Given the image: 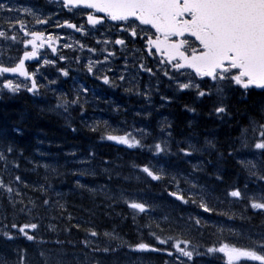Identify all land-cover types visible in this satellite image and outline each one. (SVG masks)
Wrapping results in <instances>:
<instances>
[{
    "label": "trees",
    "instance_id": "trees-1",
    "mask_svg": "<svg viewBox=\"0 0 264 264\" xmlns=\"http://www.w3.org/2000/svg\"><path fill=\"white\" fill-rule=\"evenodd\" d=\"M157 83L169 99L145 104L140 88L126 92L128 98L118 91L122 109L130 111L131 103L132 109L140 107L132 114L99 106L100 89L99 97L93 93L91 101L69 100L64 109L24 90L0 88V179L7 182V187L0 184V264H54L57 257L65 264L176 262L177 255L168 256L172 246L162 249L151 233L168 240L178 231L191 238L194 255L203 256H195L192 264H227L218 254L205 252L208 244L245 246L264 239V210L251 208V199L264 195V152L253 146L258 127L252 131L264 124V89L243 93L221 85L227 113L218 115L215 82L200 83L210 90L204 97L194 88L177 89L166 77ZM107 111L110 122L96 115ZM131 130L135 135H129ZM125 133L140 144L129 147L107 139ZM157 142L164 151L156 152ZM184 148L188 154L180 151ZM247 161L256 166L246 168ZM143 166L161 179L153 180ZM234 188L240 189V198L228 195ZM133 201L148 207L133 210L128 206ZM201 201L212 210L201 208ZM31 223L37 228L26 230L34 237L28 240L18 227ZM139 242L152 245L145 258H139L143 250L134 247Z\"/></svg>",
    "mask_w": 264,
    "mask_h": 264
},
{
    "label": "snow or ice",
    "instance_id": "snow-or-ice-1",
    "mask_svg": "<svg viewBox=\"0 0 264 264\" xmlns=\"http://www.w3.org/2000/svg\"><path fill=\"white\" fill-rule=\"evenodd\" d=\"M10 3L11 0H0V11L9 14L6 23L13 31L17 30L16 26L18 25L19 30L26 33V37H31V39H23V44L31 45V51H24L23 56L17 57L11 66H6L0 61V75L13 73L25 78H32L31 87L27 90L33 92L38 89L39 85L33 74L26 70L25 59L37 55L38 48L44 43L45 34L36 31L28 32L23 20L10 15L14 11ZM62 4L65 9H77L81 11L82 18L86 17V23L80 25L78 29L76 24L65 20L64 25L69 28L84 32L86 26H102L104 23L113 21L120 22L121 31L130 37L140 36L147 49L146 54H159L160 59L157 66L164 68V76L176 81V87L179 90L194 88L198 97H204L210 94V90L202 89L200 84L195 83V79L211 78L217 84L216 93L219 99L216 101L218 106L214 108V112L218 115L227 113V106L224 103L225 88L221 85L229 88L236 86L237 90L243 93L252 88L264 89V0H62ZM24 11L29 12L30 10L25 9ZM46 22L36 21L37 24ZM145 26H147V30H145ZM0 37L8 38L7 32L3 28H0ZM11 39L15 40L16 36L13 35ZM47 40L51 43L50 34ZM108 42L104 41V43ZM115 44L124 45L125 40L117 38ZM91 51L94 52L96 49H91ZM60 58L64 59V57ZM107 59L108 57L105 56V61ZM45 63H54V61H45ZM140 67L144 68L143 63L140 64ZM145 70L149 73L152 72L150 68ZM59 71L64 76L68 75L67 69L61 68ZM87 71L93 72L91 62H89ZM170 73H174V75H170ZM185 76L187 77L186 81L181 82V78ZM100 79L106 84L112 82L108 75H102ZM120 79L123 80L124 77L121 76ZM0 88L17 92L20 90L21 84L15 83L12 79H4ZM83 91L87 92V89L85 88ZM143 94L148 96L147 91ZM164 99L168 98L164 97ZM77 102L78 99L71 103ZM60 103L67 104L68 102L58 100V105ZM189 110L195 111V109ZM257 127L259 135L253 146L264 152V124L254 126L252 131L255 132ZM247 131L246 129L242 133L244 146H247ZM107 139L129 147L140 144V141L134 137L130 139L127 133L108 135ZM206 143L210 147H214L212 141L209 140ZM154 148L157 153L164 151L160 142L155 143ZM11 150V148L8 149V151ZM180 151L185 154L189 153L188 148ZM0 159H3L2 155H0ZM244 166L253 168L256 165L252 161H247ZM142 170L153 180L161 179V175L152 171L148 166H143ZM16 179L19 180V177ZM0 184L3 182L0 181ZM8 191L11 192V189L9 188ZM171 195L185 200V197L178 192H173ZM228 195L240 198L242 193L240 189L234 188ZM44 203L47 204L48 201ZM128 206L139 212H144L148 207L145 203L135 201L129 203ZM200 207L205 211L212 210L203 201H201ZM251 208L264 210V195L259 199H251ZM194 222L197 225L200 223L198 219ZM11 227L16 229L18 226L12 224ZM36 228L35 223L24 224L18 227V231L28 240H33L34 237L29 235L26 229ZM88 231L93 237L97 235L95 230ZM104 235L110 239H119L112 233L105 232ZM151 235L161 244H167L172 239L161 240L155 233H151ZM4 236L8 239L13 238L9 232H4ZM84 243L87 245L89 242L85 240ZM181 244L185 247H181ZM189 245V240H178L172 246L177 252L190 259L193 252L186 250V246ZM134 247L147 250L151 249L152 245L139 242ZM207 250L208 252L223 253L227 264H237V262L248 264L249 261L264 264V239L252 241L248 245L239 247L234 244L221 243L218 249L210 247ZM103 251L108 252L109 248L105 247ZM41 255L43 256L44 253ZM21 261H23V257H21ZM54 264H65V262L57 257Z\"/></svg>",
    "mask_w": 264,
    "mask_h": 264
},
{
    "label": "rangeland",
    "instance_id": "rangeland-1",
    "mask_svg": "<svg viewBox=\"0 0 264 264\" xmlns=\"http://www.w3.org/2000/svg\"><path fill=\"white\" fill-rule=\"evenodd\" d=\"M16 1V3H15ZM21 0H11L10 6L14 9V11L10 14L11 16L15 17L16 19H20L23 20L26 24L27 27V31L28 32H32V31H44V30H48V34H52L53 31L49 30L52 26H55L54 21L52 19H48V18H52V16L54 14H60L62 9H63V5L60 4L59 6L56 5V12H52V11H48L46 12L43 8L46 7L44 5L43 8H38V7H28V5L23 6L22 3H19ZM49 1H53V2H59V1H55V0H49ZM47 2V1H46ZM50 6L51 5L49 2H47ZM25 9H29V12H25ZM0 28H3L6 32H7V36L8 38L5 39L4 37H0V60H9V59H16L17 57H19L21 55V48H22V43H23V39L25 38V32L22 30H19V26H16V31H13V29L11 27L8 26V24L6 23V21L9 19V14L4 12V11H0ZM58 17H56L57 19ZM29 19H31L33 22H29ZM40 20V21H47L46 23H40L37 24L36 21ZM145 30H147V27H145ZM55 38L57 37V39L61 42V45L65 46L68 45L67 49L69 50H77L78 53H82L80 54V56L82 58H84V60L86 61V63H84L83 67H84V71H87V67L89 65V62H91L92 66H93V72L95 74L98 75H108L111 78H115V83L119 84L120 83V77L123 76L124 79L122 80L124 83H129L130 88H136V86L140 85V81H141V76H142V69L140 67V63L141 60L143 59L139 54L143 55V57L145 58H149L152 60V63L155 67H157V69L161 72L164 73V68L162 67H158V63H159V56L154 54V55H148L147 53V49L144 47V43H143V39L138 36L135 38H132V41H140L141 42V46H137V47H133L130 48L129 46H121L120 48L123 51L118 52V50H116V52L109 53L106 50H101L99 49V44L100 42H98V40L96 42H94V44H90L89 41H82V40H78L76 37H73L69 42L66 41V39H63L62 37H58L57 32H55ZM81 35H93L91 34L89 29H85L84 32H80ZM15 35L16 36V43L14 40L11 39V37ZM105 40V39H104ZM106 45L109 46H116L115 44V40H112L111 42L105 43ZM91 49H96V51H91ZM16 50V55L15 56H9L8 53H11V51ZM131 50V51H130ZM125 51H129L127 54L125 53ZM125 54V62L123 63L122 67H120L119 69H113V64L115 62V59L118 57H120L119 54ZM87 54V55H86ZM84 55H86V57H83ZM59 56V55H58ZM79 55H77V58L80 57ZM105 56L108 57V59L105 61ZM60 57H64V59H61ZM81 57H80V62H81ZM65 55L64 54H60L59 57L53 58L52 54H50L47 57H43L39 64L42 66V69L38 72V76L39 79L42 80L43 78H49V70L50 69H55L57 71L58 68V63L63 62V60H65ZM132 58V61H129ZM45 61H50L54 63H45ZM76 60L73 59V57H69L68 63L65 64L66 66H68L70 63H76ZM139 62V63H137ZM79 64V63H77ZM136 65V66H135ZM79 68V67H76ZM66 69V67L64 68ZM170 75H174V73H170ZM62 77H65L62 73ZM74 77L76 78V80L74 81V83L71 84V87L74 89H80L83 86L78 85V79L79 76L78 75H74ZM148 80H152V78L150 76H148ZM186 76L181 78V82H185L186 81ZM15 83H20L21 84V88L20 89H27L29 87V84L24 83L21 80H17L14 81ZM199 82V78L195 79V83ZM59 79L58 77H55L52 80V84L51 86L47 87L48 89H50L51 91L53 89H55V86L58 85ZM172 83H174L176 85V81L172 80ZM84 85V84H83ZM155 87L152 86V84L147 83V86L145 88V91L148 92V96H146L147 98V102L150 100L149 95L153 94L155 92L154 90ZM61 89V88H59ZM58 90V89H57ZM81 90V89H80ZM77 91V90H76ZM144 91V92H145ZM79 98H73V100H77ZM72 100V101H73ZM80 103H82L80 101ZM132 104H130L129 110L131 111L132 109ZM114 110L119 109V107L117 105H115V108L112 107ZM125 109V108H124ZM140 109V107L135 108V106L133 107L131 112H138V110ZM118 111H122V110H118ZM101 116V114H99ZM106 119L107 116H106ZM108 121V120H107ZM130 135H135L134 131H130L129 133ZM134 138L136 139V137L134 136ZM5 186H7V182L4 183ZM181 247H185L183 244H181ZM188 246H186V250L188 251ZM175 249V248H174ZM183 256V255H182Z\"/></svg>",
    "mask_w": 264,
    "mask_h": 264
},
{
    "label": "flooded vegetation",
    "instance_id": "flooded-vegetation-1",
    "mask_svg": "<svg viewBox=\"0 0 264 264\" xmlns=\"http://www.w3.org/2000/svg\"><path fill=\"white\" fill-rule=\"evenodd\" d=\"M46 1L49 2L53 6H50ZM15 3H16V1H15ZM19 3H22L23 6L28 5V7H35L36 4H39V5H42V6L48 4L47 6H48L49 10L52 11V12H56V9H55L56 5L59 6L60 4H62V2H60V1L59 2H53V1H49V0H38V1L37 0H21ZM56 17H58V18L56 19ZM0 18H1V16H0ZM48 19L49 20L52 19L54 21L55 26H52V24H51V27H50L51 29L50 30H52L53 33L50 34V35L52 37V40H51V43H49V44H46V43L43 44L42 49H40V60L43 57L49 56L51 54V52L53 51V48H55V51H53L54 54L55 55H59V56H60V54L62 55V54H65L68 51H72V50L67 49V47L61 45V42L57 39V37L56 38L54 37L55 34H56L55 32H57L58 37H62L63 39H66L67 42H69L73 37H76L78 40H82V41L86 39V40L89 41L90 44H94V42H96L98 40V42H100V43H98L99 44L98 48L101 49V50L104 49L107 52L112 53V54L114 52H116V50H118V48H119V51H120L121 50L120 47L123 46V45H117L116 44V46L114 48V46L106 45L104 43V41L111 42L112 40H116L117 38H120V39H124L125 40V44H124L125 46H129L130 41H131L129 39L130 36L128 34L123 33L121 31L120 22H113V21H109L107 23H104L102 26L101 25H97V26H90L89 25V26H86V28L89 29L91 34H93V35H87V34L86 35H81L80 31H78L77 29L80 27V25L86 23V17L82 18L81 11H79L77 9H65L63 7V9H62L60 14H54L52 16V18H48ZM65 20H68L70 23L76 24L77 25V29L69 28L67 25H64V21ZM31 22H33V21L31 20ZM38 32H41V31H38ZM43 33L46 34L47 30L43 31ZM47 37L46 38L44 37V42L48 41ZM25 38L30 39V36L26 37V33H25ZM14 41L16 43V39ZM30 47H31V45H25V44L22 43L21 55L26 50L30 51L31 50ZM74 52H77V50H74ZM128 52L129 51H125L126 54ZM8 54H9V56L13 57V56L16 55V50H13V51H11V53H8ZM77 54H79V56H80V54H82V53H78L77 52ZM73 56H75V54H73L72 57ZM52 57H53V55H52ZM53 58H55V57H53ZM124 58H125V56H124ZM68 60H69V56L67 55L66 58H65V61H64V65L68 63ZM82 60H83L82 64L84 65V63H86V61L84 60V58H82ZM0 61H2L6 66H9V65L11 66L12 63H14L16 61V59L0 60ZM39 62L38 63H30V64H28L29 72L33 74L37 84L39 85L38 93L41 92L40 86H42L43 83H48L46 78H43L42 80L39 79L38 72L42 69V66L39 64ZM23 81H24V83H29L30 84V82H28L26 80H23ZM254 235H258V232H256Z\"/></svg>",
    "mask_w": 264,
    "mask_h": 264
},
{
    "label": "bare ground",
    "instance_id": "bare-ground-1",
    "mask_svg": "<svg viewBox=\"0 0 264 264\" xmlns=\"http://www.w3.org/2000/svg\"><path fill=\"white\" fill-rule=\"evenodd\" d=\"M55 77H58L60 83L58 85H56L55 86V89H53L51 91L47 87L51 86L52 80ZM46 80H47L48 83H43V85L40 86L41 93L43 94V91H44L45 94L48 95V96L50 95L52 97L53 96L54 97H60V96H63L64 91H66L67 87L68 88H69V86L71 87V84L74 83V81L76 80V78L75 77H61L57 73H52L49 78H46ZM59 88H61V89H59ZM94 93L99 97V95H98L99 92L97 90ZM228 244H231V243H228ZM236 246H238V245H236ZM239 246H242V245H239ZM170 253H171V255H170ZM172 255H177L178 257H184V256H182V254H180L179 252H177L174 248H173V251L168 252V256H172ZM195 256L198 257V258L203 257V256H200L199 257L197 255V253L194 255V257ZM222 256L224 257L223 253H222ZM178 257H176V258L178 259ZM218 257H219L220 261L223 262V260L221 259V256L219 255ZM237 264H240V262H237ZM257 264H259V262Z\"/></svg>",
    "mask_w": 264,
    "mask_h": 264
},
{
    "label": "water",
    "instance_id": "water-1",
    "mask_svg": "<svg viewBox=\"0 0 264 264\" xmlns=\"http://www.w3.org/2000/svg\"><path fill=\"white\" fill-rule=\"evenodd\" d=\"M27 60H30V61L36 60V56H35V57H29V58H26V59H25V63H26ZM7 74H9V75H14L13 73H7ZM17 75H19V74H17Z\"/></svg>",
    "mask_w": 264,
    "mask_h": 264
}]
</instances>
